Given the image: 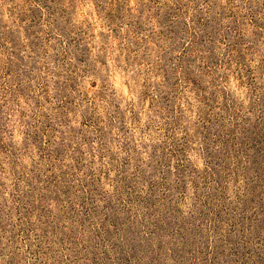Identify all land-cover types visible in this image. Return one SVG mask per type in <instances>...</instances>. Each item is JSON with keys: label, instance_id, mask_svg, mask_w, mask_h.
<instances>
[{"label": "rangeland", "instance_id": "rangeland-1", "mask_svg": "<svg viewBox=\"0 0 264 264\" xmlns=\"http://www.w3.org/2000/svg\"><path fill=\"white\" fill-rule=\"evenodd\" d=\"M0 264H264V0H0Z\"/></svg>", "mask_w": 264, "mask_h": 264}]
</instances>
